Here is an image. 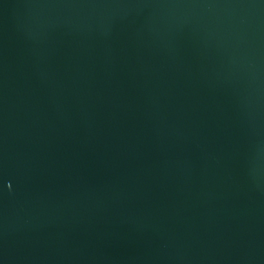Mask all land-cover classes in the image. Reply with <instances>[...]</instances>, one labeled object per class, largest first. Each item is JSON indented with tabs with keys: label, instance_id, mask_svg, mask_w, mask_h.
I'll return each mask as SVG.
<instances>
[{
	"label": "water",
	"instance_id": "95a60500",
	"mask_svg": "<svg viewBox=\"0 0 264 264\" xmlns=\"http://www.w3.org/2000/svg\"><path fill=\"white\" fill-rule=\"evenodd\" d=\"M0 264H264V0H0Z\"/></svg>",
	"mask_w": 264,
	"mask_h": 264
}]
</instances>
